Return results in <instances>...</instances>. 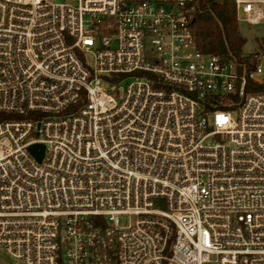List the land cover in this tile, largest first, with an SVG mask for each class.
I'll list each match as a JSON object with an SVG mask.
<instances>
[{
    "label": "built area",
    "instance_id": "2783aa9c",
    "mask_svg": "<svg viewBox=\"0 0 264 264\" xmlns=\"http://www.w3.org/2000/svg\"><path fill=\"white\" fill-rule=\"evenodd\" d=\"M202 1L0 0L8 264H264V0H228L239 57Z\"/></svg>",
    "mask_w": 264,
    "mask_h": 264
},
{
    "label": "trees",
    "instance_id": "16d2710c",
    "mask_svg": "<svg viewBox=\"0 0 264 264\" xmlns=\"http://www.w3.org/2000/svg\"><path fill=\"white\" fill-rule=\"evenodd\" d=\"M202 6L205 11L196 15L192 24L197 49L204 54L229 52L239 57L245 40L238 31L234 5L228 0H203Z\"/></svg>",
    "mask_w": 264,
    "mask_h": 264
},
{
    "label": "rangeland",
    "instance_id": "374dc122",
    "mask_svg": "<svg viewBox=\"0 0 264 264\" xmlns=\"http://www.w3.org/2000/svg\"><path fill=\"white\" fill-rule=\"evenodd\" d=\"M57 2H64V0H57ZM237 26L240 36L245 40L241 53L243 55H248L257 51L262 45L261 29L249 26L243 22H237ZM9 262V258L3 252H0V264H8Z\"/></svg>",
    "mask_w": 264,
    "mask_h": 264
},
{
    "label": "water",
    "instance_id": "95a60500",
    "mask_svg": "<svg viewBox=\"0 0 264 264\" xmlns=\"http://www.w3.org/2000/svg\"><path fill=\"white\" fill-rule=\"evenodd\" d=\"M29 151L37 160H40L43 154V146L42 145H32L30 146Z\"/></svg>",
    "mask_w": 264,
    "mask_h": 264
}]
</instances>
